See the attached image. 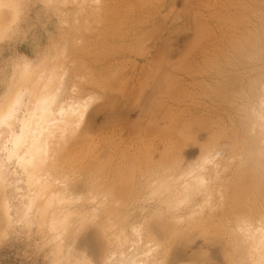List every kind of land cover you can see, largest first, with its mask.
Returning <instances> with one entry per match:
<instances>
[{"label":"clouds","instance_id":"1","mask_svg":"<svg viewBox=\"0 0 264 264\" xmlns=\"http://www.w3.org/2000/svg\"><path fill=\"white\" fill-rule=\"evenodd\" d=\"M109 4L0 0V253L14 251L22 264H170L173 245L194 233L203 238L198 229L225 209L227 174L244 171L264 183L260 47L243 57L249 70L227 97L230 142L214 136L202 147L190 137L118 181L71 162L70 149L89 135V113L105 101L87 56ZM190 144L199 152L186 159ZM214 227L210 239L222 243L225 264H264V204ZM90 230L95 250L81 244ZM7 259L0 255V264Z\"/></svg>","mask_w":264,"mask_h":264},{"label":"rangeland","instance_id":"2","mask_svg":"<svg viewBox=\"0 0 264 264\" xmlns=\"http://www.w3.org/2000/svg\"><path fill=\"white\" fill-rule=\"evenodd\" d=\"M110 3L107 22L120 25L116 32L122 29L127 35L118 43L94 37L98 46L90 45L87 59L97 73L105 101L91 113L86 125L89 135L82 139L85 144L82 141L71 148V162L75 160L85 171L102 167L106 176L117 181L149 159L178 152L190 137H196L202 147L214 136L230 142L234 117L227 97L249 70L242 57L251 47L261 44L264 48V0ZM248 40L253 45L249 46ZM146 53L156 55L151 59ZM117 55L123 58L113 59ZM143 55L147 57L141 59ZM182 130L186 136L180 135ZM197 150V145L190 144L182 154L193 159ZM224 186L226 207L198 229L204 237L194 233L173 245L172 249L182 246L185 250L181 247L185 257L178 264H199L202 252L209 257L214 251L225 264L222 243L210 239L218 235L214 225L233 211L258 210L264 204V183L256 176L232 171L224 178ZM119 190L130 193L132 188L122 185ZM87 237L95 242L94 230L82 239ZM0 255L8 257L5 264H22L14 251L5 250Z\"/></svg>","mask_w":264,"mask_h":264},{"label":"bare ground","instance_id":"3","mask_svg":"<svg viewBox=\"0 0 264 264\" xmlns=\"http://www.w3.org/2000/svg\"><path fill=\"white\" fill-rule=\"evenodd\" d=\"M111 1V0H110ZM111 4V3H110ZM110 6V5H109ZM109 8V7H108ZM264 21V20H263ZM106 22H107V20H106ZM263 24H264V22H262ZM246 25V24H245ZM261 25V24H260ZM120 25L118 26V25H115V23L113 22V21H110V20H108V22L106 23V25H105V28H104V30L102 31V33L101 34H99L98 36L99 37H103V41L105 42V43H118V42H120V38H121V36H126L127 34L126 33H124L123 31H122V29L120 30V31H118V32H116L117 31V29H120ZM261 28H262V26H261ZM114 29H116V30H114ZM113 30H114V33H113ZM251 33V32H250ZM256 34V33H255ZM249 35V34H248ZM97 36V37H98ZM256 36H257V34H256ZM260 37V36H259ZM256 39V38H255ZM250 40V39H249ZM248 40V41H249ZM250 42V44H249V46L253 43V42H251V41H249ZM248 42V43H249ZM257 42V41H256ZM90 45L91 46H95V47H97L98 46V41L95 39V38H91V41H90ZM244 43V42H243ZM253 45V44H252ZM241 47H243V46H241ZM262 46H261V44H260V48H261ZM253 47H251V49H252ZM250 49V48H249ZM248 49V50H249ZM247 50V51H248ZM245 53H246V51H245ZM244 53V54H245ZM147 54H149V53H146V55ZM150 56V58L151 59H154V57H155V53L154 54H149ZM146 58L147 56H145V55H143L142 57H141V59L142 58ZM121 58H123V56L122 55H117V56H113V59H117V60H119V59H121ZM213 58V57H212ZM243 58V57H242ZM223 59V58H222ZM123 61H124V59H123ZM227 61V60H226ZM217 65V64H216ZM239 65V64H238ZM112 66V65H111ZM110 66V67H111ZM200 67H201V65H200ZM206 68V67H205ZM201 72V71H200ZM187 75V74H186ZM182 78V77H181ZM229 79V78H228ZM181 80V79H180ZM184 80V79H183ZM226 83V82H225ZM118 85V84H117ZM209 88V87H208ZM104 91V90H103ZM215 91V90H214ZM171 92V91H170ZM179 93V92H178ZM222 93V92H221ZM213 94V93H212ZM177 95V94H176ZM93 112V110L89 113V115H88V118H87V120H86V123H85V131H88V130H86L87 129V123H88V121L90 120V117H91V113ZM194 121V120H193ZM203 127V126H202ZM89 128V127H88ZM91 128V127H90ZM201 128V127H200ZM230 133H231V131H230ZM84 139H87V138H84ZM90 138H88V140H89ZM88 140H86V143H87V141ZM82 141H84V143L83 144H85V140H81L80 142H77L78 144H81V142ZM90 141V140H89ZM169 142V141H168ZM174 142V141H173ZM171 144V143H170ZM75 145V144H74ZM87 145V144H86ZM100 145V144H99ZM103 145V144H102ZM76 146V145H75ZM83 146V145H82ZM73 147V146H72ZM81 148V147H80ZM178 148V147H177ZM199 149V148H198ZM71 150V149H70ZM75 150V149H74ZM83 150V149H82ZM172 150H174V148L172 149ZM177 150V149H176ZM194 151V150H193ZM198 151L199 150H197L196 152L198 153ZM70 152V151H69ZM74 152V151H73ZM177 152V151H176ZM195 152V151H194ZM71 153V152H70ZM78 153V152H77ZM162 153V152H161ZM175 153V152H174ZM72 155V157H73V154H71ZM76 155V154H75ZM78 155V154H77ZM195 156V155H194ZM197 156V155H196ZM71 157V158H72ZM192 158H193V156H192ZM84 159V158H83ZM189 159V158H188ZM191 159V158H190ZM75 161V160H74ZM73 161V162H74ZM78 161H79V159H78ZM76 162H74V164H75ZM78 163V162H77ZM125 165V164H124ZM85 167V166H84ZM87 167V166H86ZM88 168V167H87ZM102 168V167H101ZM137 168V167H136ZM86 170V169H85ZM88 170V169H87ZM243 172V171H242ZM244 176V175H243ZM259 178V177H258ZM115 179V178H114ZM118 181V180H117ZM249 182V181H248ZM258 188V187H257ZM123 190V189H122ZM253 190V189H252ZM125 192V191H124ZM130 192V191H129ZM246 194V193H245ZM248 194V193H247ZM250 195V194H249ZM238 197V196H237ZM254 207H256V206H254ZM234 210V209H233ZM85 237V236H84ZM90 238V237H89ZM92 238H94V237H92ZM86 239V240H85ZM84 240L82 239V242H81V244L82 243H84V245H88L89 247H91L93 250H95V246L93 245L95 242H90V241H92V240H90V239H88V237L87 238H85ZM90 240V241H89ZM84 241V242H83ZM94 241V240H93ZM93 243V244H92ZM83 245V244H82ZM96 245V244H95ZM95 247V248H94ZM180 246H178V249L176 248V249H172V250H174V252L171 254L170 253V264H178V263H180L181 261V259H183L184 257H185V250L183 249V247H182V249L184 250V251H182V249H181V247L179 248ZM218 250H220V249H218ZM206 260H208V261H212V262H214L215 264H224V262L222 261V259H221V256H220V254L218 253V252H216V251H214V252H212V255H210L209 257H206L205 258ZM180 261V262H179Z\"/></svg>","mask_w":264,"mask_h":264}]
</instances>
